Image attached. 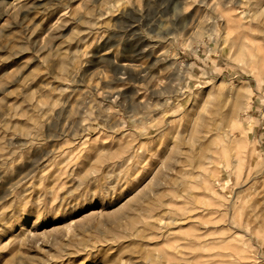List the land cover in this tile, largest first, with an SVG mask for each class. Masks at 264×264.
I'll return each instance as SVG.
<instances>
[{
	"label": "rangeland",
	"instance_id": "1",
	"mask_svg": "<svg viewBox=\"0 0 264 264\" xmlns=\"http://www.w3.org/2000/svg\"><path fill=\"white\" fill-rule=\"evenodd\" d=\"M187 1L0 0V264H264V19H239L253 0ZM226 17L257 61L219 44ZM196 123L230 130L238 177L231 152L186 142ZM154 198L195 212L142 240Z\"/></svg>",
	"mask_w": 264,
	"mask_h": 264
},
{
	"label": "bare ground",
	"instance_id": "2",
	"mask_svg": "<svg viewBox=\"0 0 264 264\" xmlns=\"http://www.w3.org/2000/svg\"><path fill=\"white\" fill-rule=\"evenodd\" d=\"M261 0H253V2L251 3L252 4V10H251V14H250V16L249 17H245V16H242L241 14L239 15V19H241V21L242 20H246L247 22H250L252 19H264V3L263 4H261L260 5V7L258 8V3L260 2ZM189 2L187 1V0H185V2H184V4H181V5H183V9H185L186 7H187V5H188V7H189V4H188ZM173 6V10L172 11H176V10H179V5L177 4V3H175L174 5H172ZM183 9H181V10H183ZM187 9V8H186ZM225 20V24H224V29H223V31H222V33H221V35H219V37L221 36V38L219 39V44H224L225 45V48H227V49H231V48H233L234 49V52H232L233 53V55H232V57H234V59H242V58H247V60H248V62H251V61H254V59H255V61H257V58H258V48L257 47H255L254 45L253 46H249L248 44H246V43H243L242 42V40H241V37L242 36H238L236 39H232L231 38V32H237L238 33V27H239V21H235L236 22V24H238V27L236 26V24H235V22L233 21V20H235V19H231L230 17H226V18H224ZM238 20V19H237ZM241 21H240V23H241ZM243 22V21H242ZM242 24H244V23H242ZM242 26H244V25H242ZM184 27V26H183ZM241 27V26H240ZM185 28V27H184ZM237 40H240L239 42H237ZM254 41H256V39H253ZM254 47H255V50H254V52L255 53H247L246 51H247V49L248 48H251V49H254ZM262 53H264L263 51H261ZM262 65L264 66V63H262ZM263 76H264V73H263ZM240 102H242V98L241 97H239V96H235L234 97V103L235 104H238V103H240ZM250 105V101H248V102H246L245 103V107H244V111H246L248 108V106ZM201 119V117L199 116L198 117V120H200ZM200 124V123H199ZM198 123H196L195 125H193L192 127V130L189 132V136H188V139H186V142L187 143H189V144H191V145H193V144H196V143H202V142H205L206 144L205 145H210V144H213L214 146H217L218 147V149L219 148H221V151H217L218 153H219V155L218 156H222L224 159H226V161H229V156H231V155H228V152H231L230 154H232V156H234V158L236 159V161H235V163H236V165H233V168H234V171H235V176L236 177H238V175H240V172H241V165H240V157L239 156H246L245 154H247L246 152H245V150L244 151H242V150H240V148L238 147V145H237V143H236V141L230 136V130H228V129H225V128H220V129H218V127L215 129V131H214V133L212 134V135H210V136H206V134L208 133V132H204L203 133V135H201L200 137L198 136V131H197V129H198V125H199ZM237 125V124H236ZM239 127H240V129L241 130H244L243 129V127L242 126H240L239 125ZM223 142H227V143H225V144H229L228 146H225V145H222V143ZM170 156H167L166 158H165V160H169L170 158H169ZM205 158H207L206 156H199V158H197V161L201 164L200 166L198 165V167L200 168V170L202 171V175H204L205 173H206V171H207V168L206 167H204V166H202V163H201V160H203V159H205ZM216 158V157H215ZM209 159V158H208ZM197 163V162H196ZM168 162H166V163H164V165H165V167L166 166H168ZM197 167V168H198ZM193 168H194V166H193ZM181 171V170H180ZM181 173V172H180ZM183 174V173H182ZM181 175V174H180ZM188 175H190V173H185L184 172V174H183V176H188ZM182 176V175H181ZM206 181V180H205ZM263 182V181H262ZM170 183V182H169ZM227 184V183H226ZM184 187H186V186H188V182H184ZM262 185V184H261ZM182 186V185H181ZM257 186V185H256ZM181 188V190H179L178 192H173V190L171 191V193H170V195L169 196H167L169 199H177V198H182L183 200L184 199H188L187 197H185L186 195H188V194H186L185 195V188ZM178 188H180V187H178ZM259 189V188H258ZM261 189V188H260ZM259 191V190H258ZM154 191L153 190H151V192L150 193H153ZM173 192V193H172ZM255 193H256V191H254ZM262 192H264V191H262ZM253 193V192H252ZM260 193V192H259ZM254 194V193H253ZM257 194V193H256ZM250 195V194H249ZM261 195V194H260ZM262 195H263V193H262ZM257 196V195H256ZM146 196H145V194L142 192V193H137L134 197H132V200H133V202L135 201L136 202V205L138 204V202L142 199V198H145ZM255 197V196H254ZM250 198V197H249ZM256 198H258L259 200H260V196L259 197H256ZM263 198V200H264V196L262 197ZM254 200V199H253ZM134 202V203H135ZM246 202V201H245ZM264 202V201H263ZM261 203L262 202H260V205H261ZM263 204V203H262ZM166 205V204H165ZM165 205H164V202H161V200L160 199H158V198H154L153 200H150V202L147 204V205H139L138 207H137V209H138V212L136 213V216L141 220V223H142V226H143V228H144V232L143 231H139V230H137L136 231V233H137V237H140L142 240L145 238V233L146 232H151V231H147V230H151V229H153L154 228V231H156L155 230V228L157 227L156 225L161 221V220H163V219H170L171 218V216H173V218L174 217H176V218H178V220L179 219H181V220H183L184 221V217H186L187 216V213H189V212H195V210L193 209V208H191V209H187V210H181L180 212H183V213H181L180 214V212L178 213V212H176V214L175 213H173V210H168L167 211V206H169V205H166V207H165ZM244 205H246V204H244ZM247 206V205H246ZM258 206V205H257ZM257 206L255 207V208H257ZM220 207V206H219ZM251 207V206H250ZM249 207V208H250ZM169 209V208H168ZM196 209V208H195ZM249 210V209H248ZM264 210V209H263ZM255 211V210H254ZM259 211V210H258ZM250 212H251V210H250ZM253 212V211H252ZM260 212H263L262 210H260L259 211V213ZM178 213V214H177ZM185 213H186V216H185ZM172 214V215H171ZM175 214V215H174ZM239 214H240V211L238 210L237 211V213L235 214V217H236V220L239 218ZM252 214V213H251ZM251 214H250V216H251ZM253 217H255L254 218V220H256V219H258V218H256V215L258 214H256V212L254 213L253 212ZM183 215H184V217H183ZM191 215V214H190ZM259 215V214H258ZM258 215H257V217H258ZM260 215L262 216V214L260 213ZM189 216V215H188ZM194 216H196V214L194 213V214H192V216H190L191 218H195ZM261 216H259L260 218H261ZM247 217H248V215H247ZM262 217H264V216H262ZM173 218H172V220H173ZM187 219H189L188 217H186ZM185 218V220H187ZM251 218V217H250ZM249 218V219H250ZM221 218H219V220H220ZM262 219V218H261ZM146 220H148V222L146 221ZM176 220V219H175ZM174 220V221H175ZM192 220V219H191ZM246 221H247V218L245 219ZM253 219H252V221H254ZM263 220V219H262ZM262 220H260V221H262ZM146 221V222H145ZM171 221V220H170ZM182 221V222H183ZM260 221H259V223H260ZM179 222V221H178ZM185 222V221H184ZM188 222V221H187ZM218 223L219 221H218V219L216 218V221L214 220V221H211V223H213L214 225H216L215 223ZM222 222L223 221H220L219 223L220 224H222ZM248 222V224H250V222L249 221H247ZM256 222V221H255ZM258 222V221H257ZM264 222V221H263ZM186 223V222H185ZM200 223H202V222H200ZM246 223V222H245ZM203 224H207V226H203ZM203 224H202V226L203 227H207V229H208V222L206 221L205 223L203 222ZM213 224H211V225H213ZM219 224V225H220ZM225 224V223H224ZM247 224V223H246ZM258 224V223H257ZM257 224H255V225H257ZM188 225V224H187ZM213 225V226H214ZM218 225V224H217ZM223 225V224H222ZM259 225V224H258ZM186 226V225H185ZM201 225L199 224V227H200ZM224 226V225H223ZM227 226V225H226ZM226 226H225V228H226ZM254 226V225H253ZM260 226V225H259ZM198 227V228H199ZM215 227V226H214ZM249 227V226H248ZM129 228H131L130 227V225H129ZM201 228V227H200ZM158 229V228H157ZM172 229V228H171ZM215 229H217L216 227H215ZM219 229V228H218ZM223 230V229H222ZM227 230V229H226ZM205 231H207V230H205ZM219 231V230H218ZM221 231V230H220ZM219 231V232H220ZM223 231H225V229L223 230ZM143 232V233H142ZM152 232H153V230H152ZM151 232V233H152ZM222 232V231H221ZM220 232V233H221ZM217 233V232H216ZM154 234H156V233H154ZM197 234V235H196ZM196 234H194L193 235V238H195V239H197L198 240V238L201 236V235H198L199 233H196ZM202 234V233H201ZM218 234V233H217ZM217 234H212L213 236L214 235H217ZM184 236V238H186V237H189V235H186V234H183ZM203 235H204V233H203ZM208 235H211V233H208L206 236L208 237ZM219 236H222V234L220 235L219 234ZM218 236V237H219ZM182 237V236H181ZM201 237H203V238H205L204 236H201ZM199 238V240H198V242L200 241V240H202V238ZM180 238V237H179ZM220 239H221V237H220ZM137 240H138V238H137ZM142 240H140V241H142ZM175 240H177V239H175ZM190 240V239H189ZM188 240V241H189ZM194 243L196 242L195 240H193V239H191ZM204 240V239H203ZM202 240V242L204 243V241ZM219 240V239H218ZM139 241V242H140ZM185 242H186V240H184ZM190 242V241H189ZM189 242H186V243H188V244H190ZM198 242H196L197 244H199ZM202 242H200V243H202ZM166 245L168 244V242H166L165 243ZM179 244H181V243H179ZM183 244H184V242H183ZM196 244V245H197ZM192 246V245H182V248L181 249H183V247H185V249L186 250H188V249H190L189 251H193V252H191V254H193L194 253V251H196L195 253H197V250H200V251H204L203 249H205L206 247H207V245L206 244H204V248L203 249H201V247H203L202 245H201V247H200V245H198V246ZM213 245V244H212ZM206 246V247H205ZM176 247V246H175ZM177 247H178V245H177ZM180 247V246H179ZM185 249H183V250H185ZM151 250H153L154 252H155V255L157 256V257H159V258H164L165 259V261H168L167 260V258L168 257H166L167 256V254L162 250V249H160V248H158L157 246H156V244L154 245V243H153V249H151ZM153 253V252H152ZM194 253V254H195ZM190 254V253H189ZM239 254H240V256L242 255L241 254V252L239 251ZM154 255V254H153ZM148 255H146V257H147ZM190 256V255H189ZM171 257H173V255H171ZM191 257V256H190ZM242 257V256H241ZM189 258V257H188ZM192 258H194L193 256H192ZM200 258V257H199ZM174 259V258H173ZM179 259V258H178ZM187 259V258H186ZM189 259H191V258H189ZM189 259H187V260H185L184 259V262H185V264H191L190 262V260ZM172 260V259H171ZM182 260V259H181ZM190 262H189V261ZM192 260V259H191ZM198 260V259H197ZM197 260H195L194 259V261H196V263L197 264H199V261H197ZM183 261V260H182ZM206 262V261H205ZM193 263V262H192ZM256 263V262H255ZM254 263V264H255ZM202 264V263H201Z\"/></svg>",
	"mask_w": 264,
	"mask_h": 264
}]
</instances>
